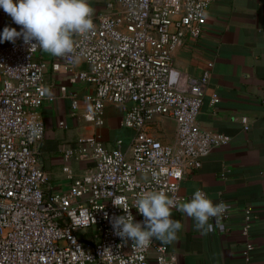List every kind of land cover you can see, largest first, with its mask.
Here are the masks:
<instances>
[{
  "label": "built area",
  "instance_id": "2783aa9c",
  "mask_svg": "<svg viewBox=\"0 0 264 264\" xmlns=\"http://www.w3.org/2000/svg\"><path fill=\"white\" fill-rule=\"evenodd\" d=\"M211 3L109 0L110 12H94L93 30L74 37L71 53L52 56L54 72L87 85L83 117L89 127L104 128L106 108L115 105L124 113L121 126L134 132L128 146L120 139L108 147L94 133L66 148L63 173L70 184L61 193L48 190L50 178L39 157L49 64L39 48L29 51L23 37L9 46L0 43V264H148L153 241L141 249L117 236L113 221L125 212L112 201L123 198L117 202L130 209L134 222L141 215L134 207L140 193L164 191L178 205L190 201L193 196L180 194L186 170L199 169L214 149L231 141L198 123L213 65L195 80L174 60L177 48L204 33ZM5 27L21 31L0 8V29ZM69 98L76 116L80 98L76 93ZM219 103L214 94L211 104ZM157 117L175 121L172 144L150 132ZM242 122L248 130V119ZM33 124H42V137L30 136ZM73 161L86 165L82 174L74 173ZM229 216L228 209L216 218L218 225L224 227ZM255 218L252 208L244 210L246 238ZM247 248L253 250L250 242ZM158 253V264H175L167 247L160 246Z\"/></svg>",
  "mask_w": 264,
  "mask_h": 264
},
{
  "label": "crops",
  "instance_id": "0c3cea01",
  "mask_svg": "<svg viewBox=\"0 0 264 264\" xmlns=\"http://www.w3.org/2000/svg\"><path fill=\"white\" fill-rule=\"evenodd\" d=\"M109 0H89L95 13H108ZM49 64L46 75L49 99L40 109L46 135L39 147L43 169L49 175L51 193L66 192L69 182L63 173L64 151L84 136L97 133L108 147L122 139L130 144L134 132L123 128L122 109L108 105L106 125L95 130L83 117L87 85L52 70V55L43 53ZM177 69L185 76L199 80L212 64L211 78L204 90V103L198 117L200 127L231 138L228 145L214 149L199 169L188 168L181 182L180 194L191 197L197 189L207 193L217 204L229 205L230 216L224 227L216 218L212 230L198 231L193 218L172 210V219L180 221L177 239L161 245L153 239L148 264H158V248L165 246L175 257V264H264V0H212L207 12L204 33L198 40L188 39L176 49ZM78 69H85L82 64ZM78 94L81 107L72 116L69 94ZM214 94L220 98L211 104ZM248 119V130L242 122ZM65 126H61V123ZM173 119L157 117L150 127L159 140L172 144L176 138ZM85 164L73 161L76 175ZM252 208L256 218L249 238L242 233L244 210ZM138 215L136 222H143ZM249 242L253 246L248 251Z\"/></svg>",
  "mask_w": 264,
  "mask_h": 264
},
{
  "label": "clouds",
  "instance_id": "9594fccd",
  "mask_svg": "<svg viewBox=\"0 0 264 264\" xmlns=\"http://www.w3.org/2000/svg\"><path fill=\"white\" fill-rule=\"evenodd\" d=\"M0 8L11 16L21 31L5 27L0 35V43H15L20 37L29 51L39 48L55 57H63L74 49V37L84 36L94 28L93 15L95 9L89 0H0ZM36 41V43H32ZM33 138L42 137L43 126L33 124L29 129ZM158 183V174L153 172ZM117 200L114 206L122 208L125 215L115 217L113 228L115 234L122 239L131 240L138 248L148 247L152 240H159L167 245L177 239L182 224L172 219V209L178 208L188 217L193 218L198 231L209 232L211 218L222 216L229 208L223 201L214 204L207 194L197 189L190 201L177 204L174 197L164 191H146L140 193L134 207L144 217V221L134 222L130 209L121 207Z\"/></svg>",
  "mask_w": 264,
  "mask_h": 264
},
{
  "label": "water",
  "instance_id": "95a60500",
  "mask_svg": "<svg viewBox=\"0 0 264 264\" xmlns=\"http://www.w3.org/2000/svg\"><path fill=\"white\" fill-rule=\"evenodd\" d=\"M3 31L0 29V35H2ZM4 46H9L11 44V42L6 41V43L4 44L3 42L1 43Z\"/></svg>",
  "mask_w": 264,
  "mask_h": 264
},
{
  "label": "rangeland",
  "instance_id": "374dc122",
  "mask_svg": "<svg viewBox=\"0 0 264 264\" xmlns=\"http://www.w3.org/2000/svg\"><path fill=\"white\" fill-rule=\"evenodd\" d=\"M4 44L6 43V41L3 42Z\"/></svg>",
  "mask_w": 264,
  "mask_h": 264
}]
</instances>
